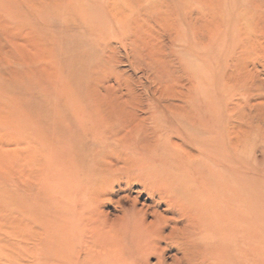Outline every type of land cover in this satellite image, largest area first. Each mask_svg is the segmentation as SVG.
I'll return each mask as SVG.
<instances>
[{
    "label": "rangeland",
    "instance_id": "374dc122",
    "mask_svg": "<svg viewBox=\"0 0 264 264\" xmlns=\"http://www.w3.org/2000/svg\"><path fill=\"white\" fill-rule=\"evenodd\" d=\"M17 241L37 261L0 264H264V0H0V252Z\"/></svg>",
    "mask_w": 264,
    "mask_h": 264
},
{
    "label": "bare ground",
    "instance_id": "6f19581e",
    "mask_svg": "<svg viewBox=\"0 0 264 264\" xmlns=\"http://www.w3.org/2000/svg\"><path fill=\"white\" fill-rule=\"evenodd\" d=\"M210 149V148H209ZM110 168V167H109ZM119 170L120 168H110V170ZM111 170V171H112ZM115 182H119V178L118 177H114V180H113V187H114V183ZM110 188V187H109ZM103 190V189H102ZM173 193L172 192V190L170 189V192H168V194L169 195H171V194ZM167 194V191H164V193L163 192H161V194H160V198H162V196L163 197H167V196H169ZM191 196V195H190ZM189 195L188 196H186V197H178V196H174L175 197V199L177 200V202H179V207L180 208H183V209H188L190 206H191V203H192V197H190ZM170 197V196H169ZM133 198V197H132ZM157 198V197H156ZM187 199V200H186ZM134 201L136 202L137 200H136V198H134ZM188 202H189V204H188ZM171 205V204H170ZM169 205V207L166 209V211H169V212H171V211H173L172 210V208L173 207H171ZM158 206V205H157ZM179 207L178 208H176V210L177 211H179ZM119 208V207H118ZM161 211V210H160ZM160 211H155L154 212V214L156 215V218H155V220L152 222V223H146L145 222V220H144V214H145V210H142V209H138V208H136V211H135V214L133 215V216H136V220H135V222H134V224H136V226H139L140 224L142 225V230H144L145 228H147V230H149V229H151V228H153L154 226H157V225H160V226H166V224L168 223V222H170V221H172V219H174V218H169V216H166V215H164L162 212H160ZM144 212V213H143ZM137 214H138V216H137ZM176 214V213H175ZM177 214H179V212L177 213ZM188 213H187V210H185L184 211V213L181 215V214H179V216L177 217V218H180V219H183V218H186V215H187ZM202 217V216H201ZM197 218V217H196ZM133 222V221H132ZM131 222V223H132ZM139 224V225H138ZM187 225V226H186ZM186 225H184L183 227H178L177 225L176 226H173L172 227V230L170 231V233L168 234V236H164L163 234H161V232L159 231V232H157V237H162V238H166V237H169V239H173V238H175L176 240L175 241H181V242H183L184 240L186 241V239H187V234H189V233H191V232H193V229H191L189 226H188V224H186ZM180 226V225H179ZM158 227V226H157ZM171 227V226H170ZM197 230V229H196ZM176 231H180L181 233L179 234V235H181L182 237L181 238H177V236H179V235H175L174 236V232L176 233ZM166 232V231H165ZM177 234V233H176ZM13 236V235H12ZM156 237V236H155ZM174 241V240H173ZM154 247H156V248H158V243L157 242H153V244H152ZM151 245V246H152ZM2 246V245H1ZM9 246L11 247L9 250H7V251H1L0 252V257H1V259L2 260H6V261H8V262H10V263H12V261H14V260H17V263L19 262V258L22 260V259H28L29 257H33L34 258V260L35 261H37V255L36 254H34L33 253V250H32V252L31 251H28V253H27V255L25 254V255H23L24 253H21L22 251H18L17 252V250H15V248L16 247H22V248H24L26 245H25V242H18L17 241V243H13V242H9ZM11 251H13V253H11ZM17 254L18 253V256L15 254V253ZM20 256V257H19ZM22 257V258H21ZM180 260V259H179ZM158 262H161V260H159ZM37 264V263H36Z\"/></svg>",
    "mask_w": 264,
    "mask_h": 264
}]
</instances>
